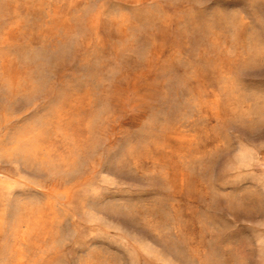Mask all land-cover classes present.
<instances>
[{
	"label": "rangeland",
	"instance_id": "rangeland-1",
	"mask_svg": "<svg viewBox=\"0 0 264 264\" xmlns=\"http://www.w3.org/2000/svg\"><path fill=\"white\" fill-rule=\"evenodd\" d=\"M0 264H264V0H0Z\"/></svg>",
	"mask_w": 264,
	"mask_h": 264
}]
</instances>
